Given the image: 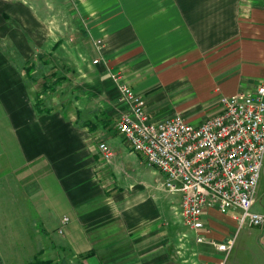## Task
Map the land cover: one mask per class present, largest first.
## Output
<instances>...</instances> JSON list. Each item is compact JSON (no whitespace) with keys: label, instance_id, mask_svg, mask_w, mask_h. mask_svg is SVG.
I'll use <instances>...</instances> for the list:
<instances>
[{"label":"crops","instance_id":"1","mask_svg":"<svg viewBox=\"0 0 264 264\" xmlns=\"http://www.w3.org/2000/svg\"><path fill=\"white\" fill-rule=\"evenodd\" d=\"M81 2L87 24L73 37L84 53L68 74L76 85L51 109L31 60L1 49L20 45L11 19L28 7L0 0V264H225L214 244L239 229L249 264H264V227L208 208L199 244L183 225L181 195L145 182L153 167L118 129L129 108L111 77L120 73L144 98L152 122L182 115L202 124L224 97L264 82V0ZM258 187L253 208L264 213L261 179Z\"/></svg>","mask_w":264,"mask_h":264},{"label":"built area","instance_id":"2","mask_svg":"<svg viewBox=\"0 0 264 264\" xmlns=\"http://www.w3.org/2000/svg\"><path fill=\"white\" fill-rule=\"evenodd\" d=\"M111 77L118 86L119 102L129 108L118 122L119 131L133 151L165 176V189L181 195L183 224L197 243L206 242L208 208L240 211L241 226L264 227V213L253 211L264 169V82L252 91L224 97L219 114L195 125L182 115L152 122L144 100L123 75ZM100 149L109 161V147L101 144ZM234 244L232 239L214 245L228 257Z\"/></svg>","mask_w":264,"mask_h":264},{"label":"rangeland","instance_id":"3","mask_svg":"<svg viewBox=\"0 0 264 264\" xmlns=\"http://www.w3.org/2000/svg\"><path fill=\"white\" fill-rule=\"evenodd\" d=\"M15 1L18 3L25 2L28 7L26 12H23V9H18L16 18L11 19V24H16L18 28L17 42L20 45L17 48L19 50L14 45L12 46V42L9 41H1V49L7 56L11 55L16 59H20L22 56V59L26 57V59L31 60V63L27 62L28 64L25 66L26 69L32 68L35 72L36 92L38 91V97L43 94L39 101L42 103L44 101L48 108L57 109L58 105L60 107L62 104H66L64 99L75 84L73 77L68 75L74 72L71 60L84 53V49L79 50V45L73 37V31L78 28L79 24L84 25V27L87 24L85 17L79 10L81 0ZM28 39L29 42L25 44ZM140 97L144 100L142 96ZM41 102L38 103L41 104ZM148 170L155 174H151ZM145 172V182L152 187H157L158 183L163 184L165 182V176L159 170L146 166ZM261 181L264 182V169ZM256 207L253 208V211ZM239 214L241 215V213ZM33 218L35 217L33 216ZM257 228L259 227L255 229ZM240 230L233 235L236 245L227 260L226 256L222 254V260L225 264H249L247 248L250 244L245 241V232L240 236ZM244 230H249L248 226H244ZM44 262L52 263L50 261Z\"/></svg>","mask_w":264,"mask_h":264},{"label":"trees","instance_id":"4","mask_svg":"<svg viewBox=\"0 0 264 264\" xmlns=\"http://www.w3.org/2000/svg\"><path fill=\"white\" fill-rule=\"evenodd\" d=\"M31 264H50L48 262H44V261H39V260H36L35 262L31 263Z\"/></svg>","mask_w":264,"mask_h":264}]
</instances>
